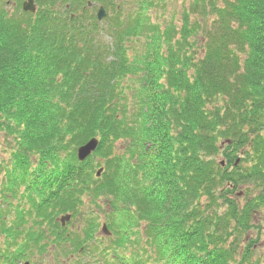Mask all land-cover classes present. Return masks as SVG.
<instances>
[{"label":"trees","instance_id":"trees-1","mask_svg":"<svg viewBox=\"0 0 264 264\" xmlns=\"http://www.w3.org/2000/svg\"><path fill=\"white\" fill-rule=\"evenodd\" d=\"M6 1L5 244L11 211L20 225L45 195L46 219L71 213L77 221L76 230L58 222L66 255L95 233L100 210L114 234L112 253L133 249L134 264H264V251L256 256L246 239L264 208V0H194L180 25L164 29L141 21L143 8L134 10L132 0L131 12L108 21L111 42L84 0H35V12L23 11L22 0L10 12ZM155 36L160 48L149 54L160 58L158 79L134 47ZM200 37L196 57L190 39ZM93 136L97 149L78 161L76 148ZM18 195L31 211L12 206Z\"/></svg>","mask_w":264,"mask_h":264},{"label":"rangeland","instance_id":"rangeland-1","mask_svg":"<svg viewBox=\"0 0 264 264\" xmlns=\"http://www.w3.org/2000/svg\"><path fill=\"white\" fill-rule=\"evenodd\" d=\"M130 0H115L116 4L120 3L121 4V8L120 10L122 11L123 9L127 10L128 12H131L132 8H131V3H129ZM194 0H134V10H137L140 6H142V12L141 15L143 14L144 16L141 17V21L145 22L147 21L148 23L151 24H157L160 26V28L164 29L165 25H167V23L172 22L174 25H180L181 24V19H182V14L185 10L189 9V6L192 4ZM208 0H205V2ZM215 2L217 5H222L224 0H210ZM7 2V1H6ZM13 0H8L7 5H8V10L11 12L13 9ZM12 3V4H11ZM101 3V2H100ZM10 4V5H9ZM102 4V3H101ZM150 6H147L149 5ZM153 6H152V5ZM1 6V5H0ZM5 6V5H4ZM106 10L108 12L109 16V21L112 20L114 18V14H116L115 11V7H111L110 5H106ZM118 16V15H117ZM116 16V17H117ZM191 21H193V18L190 17ZM206 22V19L204 20V23ZM138 24L140 26H142L139 22ZM100 27L103 29V34H104V38L107 39V41H110V37L109 34L107 32V21H101L100 23ZM162 32V30H159V32ZM164 33V32H162ZM156 34V32L154 33ZM200 32H197V35L200 36ZM143 37V36H142ZM157 37H153L149 42L147 41L146 43H144V38H141V40L138 42V40H134L136 43L134 44V47L137 48L139 50V53L143 52L144 55H142V57H145V60L147 58V56H149V61L152 64V67L155 66V72L154 74L156 75L157 79H158V73L162 70V67L159 65V59H157V56L155 54H149L150 52H152L153 50H158V48H160L157 44V40H155ZM190 42L195 44L194 48L196 50L195 52V56L198 57L200 54V44L201 42H203V37L201 38H194V39H190ZM164 47V46H163ZM149 54V55H148ZM162 80V78H160V81ZM125 84H127V81L125 82ZM162 90H159V93H162ZM7 143H6V139L3 136V134L0 132V163L1 160L6 159L7 158ZM221 157H219V160L222 159V161L224 160L222 155H220ZM224 165V161L223 164ZM2 177V169L0 167V179ZM1 181V180H0ZM241 191V190H240ZM240 199V204H243V195L238 194L237 196ZM105 208V206H103ZM1 211V210H0ZM12 211L9 214L10 218L12 217ZM15 214V213H14ZM99 217V224H101V222L103 221V219L106 218V215L104 212L98 210L97 214ZM15 216V215H14ZM56 219V217H54V220ZM52 220V219H51ZM7 221H9V218H7ZM53 221V220H52ZM129 222V220H128ZM130 222H133V218L130 217ZM9 222H6V226L8 225ZM252 227L251 229L248 231L247 235H246V239H251L252 241H254V249L253 252L256 256H261V254L264 251V208L259 209L258 212L254 213L253 217H252ZM77 224V222L74 223V225ZM1 223H0V229H1ZM26 227V225H25ZM143 228V226H142ZM1 231V230H0ZM97 232V236L100 235V231L99 228L98 230L96 229ZM112 239H114V237H112ZM112 239H108L106 241V244L108 245L110 243V240ZM144 239H146L143 234L140 236V238L138 239V241L140 240L141 243H144ZM6 242H8V240L6 241L5 236L0 232V253L5 254L10 256V251L12 250V247H10V245L5 244ZM140 243V244H141ZM22 244V240L16 241V244L14 246V249H17L20 245ZM42 244H44V242H42ZM7 246V248H5ZM46 247V245H45ZM129 249V248H128ZM131 249V246H130ZM58 251H62L61 249L58 250V248H55V246H47L46 247V251L44 252V254L42 253L40 256L38 257H34L33 255L29 254V256L31 258L28 259V261L31 264H37L38 260H41L43 262V264H97V260L98 258L94 259L92 255L89 254H85L84 255H77L76 253H72L74 254V256L72 255V258H70V255L67 256H62L60 254H58ZM124 254H126L127 256H134L133 252H130V250H125L123 251ZM25 260V259H24ZM5 261V259L0 255V264H3ZM6 262V261H5ZM9 261L6 262V264H8ZM131 264L133 263L132 261H129ZM154 262H152V260L149 262V264H152ZM21 264H23V262L21 261ZM148 264V263H147Z\"/></svg>","mask_w":264,"mask_h":264},{"label":"flooded vegetation","instance_id":"flooded-vegetation-1","mask_svg":"<svg viewBox=\"0 0 264 264\" xmlns=\"http://www.w3.org/2000/svg\"><path fill=\"white\" fill-rule=\"evenodd\" d=\"M14 201L11 199L10 203L12 206L16 205V199H20V196H17L16 198H13ZM24 202L26 199H23ZM8 201V203H9ZM13 211V210H12ZM15 212L13 211V216L9 218V231H10V247H12V250L10 251V256L8 257L7 261L8 264H21V261L24 263L25 260H28L31 258L29 254L33 255L34 257L40 256L42 253L46 251L47 246H55V248H58V227L54 229L52 226L47 225V221L45 218V211L43 210L41 217L39 218L36 216V213H33V215L30 217H26L25 220H23L20 225L18 224L17 219L15 218ZM36 222H40L39 227L37 226ZM18 224V225H17ZM26 225V227H25ZM31 231H34V237L33 241H36V238L38 237L39 244L35 243V246L33 249H30L29 239H30V233ZM37 232L40 234L37 236ZM22 240V244L17 248L14 249V246L16 244V241ZM52 241H55L52 243ZM44 242V244H42ZM47 243V245L45 244ZM46 245V247H45ZM37 246L40 247L41 250H37ZM29 253V254H28ZM8 256V255H7ZM25 259V260H24ZM29 262V261H28ZM42 261L38 260L37 264H41ZM29 264H31L29 262Z\"/></svg>","mask_w":264,"mask_h":264},{"label":"water","instance_id":"water-1","mask_svg":"<svg viewBox=\"0 0 264 264\" xmlns=\"http://www.w3.org/2000/svg\"><path fill=\"white\" fill-rule=\"evenodd\" d=\"M22 9L24 11H31L33 12L35 10V6H34V2L33 0H25L22 3ZM105 15L104 10L102 8H99L98 12H97V18L101 19L103 16ZM98 145V139L93 137L90 138L88 141H86L84 144L80 145L77 148V158L79 161L84 160L87 156H89L91 154V152H93L96 147ZM221 164H223V162H221ZM102 171V168L98 169V171L96 172V175L99 176L100 172ZM70 215H63L60 218V221L62 224L65 223V221L69 220ZM102 230L104 231V233H108V230L106 228V225L103 224Z\"/></svg>","mask_w":264,"mask_h":264}]
</instances>
